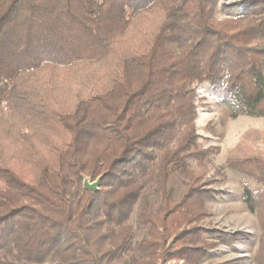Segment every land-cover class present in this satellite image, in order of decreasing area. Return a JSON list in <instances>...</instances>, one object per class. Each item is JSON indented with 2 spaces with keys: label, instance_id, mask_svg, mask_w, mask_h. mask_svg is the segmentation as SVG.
I'll use <instances>...</instances> for the list:
<instances>
[{
  "label": "trees",
  "instance_id": "1",
  "mask_svg": "<svg viewBox=\"0 0 264 264\" xmlns=\"http://www.w3.org/2000/svg\"><path fill=\"white\" fill-rule=\"evenodd\" d=\"M222 1L241 11L218 18ZM205 82L234 117L264 116V0H0V264L177 258L215 198ZM227 161L264 185V130ZM263 194L243 191L262 220Z\"/></svg>",
  "mask_w": 264,
  "mask_h": 264
},
{
  "label": "rangeland",
  "instance_id": "2",
  "mask_svg": "<svg viewBox=\"0 0 264 264\" xmlns=\"http://www.w3.org/2000/svg\"><path fill=\"white\" fill-rule=\"evenodd\" d=\"M224 4L229 2L222 1L217 9V17L220 19L241 11V8L232 12L223 10ZM195 88L199 144L201 148L209 150L211 159L202 183L207 189L215 192V198L205 200L207 214L195 225L201 229L197 235L194 232L184 236L179 242L176 241L172 253L178 250L180 253L176 254L177 258H166L157 264H264V220L262 216L248 211L243 198L245 187L258 192L264 191V185L233 171L227 161L229 153L240 144L248 132L264 130V116L239 112L234 117L228 108L220 104L218 94L208 82L196 85ZM239 155L244 157V151ZM131 224L135 228L134 242L147 236L148 228L139 227L137 212L134 213ZM176 229L175 227V233L182 231ZM198 235L200 236L197 239H188ZM174 239L175 235L169 238L168 246ZM188 244L203 247L206 256L200 259L201 254L187 248ZM184 254H188V260L179 258ZM34 264L53 263L47 261Z\"/></svg>",
  "mask_w": 264,
  "mask_h": 264
},
{
  "label": "water",
  "instance_id": "3",
  "mask_svg": "<svg viewBox=\"0 0 264 264\" xmlns=\"http://www.w3.org/2000/svg\"><path fill=\"white\" fill-rule=\"evenodd\" d=\"M102 177H99L95 181H91L88 177L84 179L83 186L86 190L95 192L99 189Z\"/></svg>",
  "mask_w": 264,
  "mask_h": 264
}]
</instances>
